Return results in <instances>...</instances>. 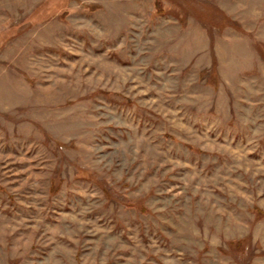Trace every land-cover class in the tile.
<instances>
[{
	"label": "rangeland",
	"instance_id": "obj_1",
	"mask_svg": "<svg viewBox=\"0 0 264 264\" xmlns=\"http://www.w3.org/2000/svg\"><path fill=\"white\" fill-rule=\"evenodd\" d=\"M0 264H264V0H0Z\"/></svg>",
	"mask_w": 264,
	"mask_h": 264
},
{
	"label": "trees",
	"instance_id": "obj_2",
	"mask_svg": "<svg viewBox=\"0 0 264 264\" xmlns=\"http://www.w3.org/2000/svg\"><path fill=\"white\" fill-rule=\"evenodd\" d=\"M54 2H55V0H53V4H54ZM58 5H60L59 1H58ZM157 6H160V4L157 3ZM159 10L161 11V8L160 7H159ZM231 25L234 26L235 28H238V26H236V24H232L231 23ZM257 211H258L259 214H263L260 210H257ZM233 245H241V242H237V243H235Z\"/></svg>",
	"mask_w": 264,
	"mask_h": 264
}]
</instances>
